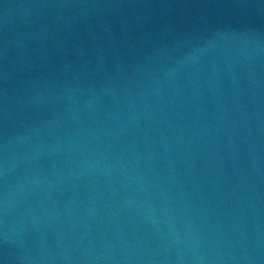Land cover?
<instances>
[{
    "label": "water",
    "instance_id": "obj_1",
    "mask_svg": "<svg viewBox=\"0 0 264 264\" xmlns=\"http://www.w3.org/2000/svg\"><path fill=\"white\" fill-rule=\"evenodd\" d=\"M0 264H264V0H0Z\"/></svg>",
    "mask_w": 264,
    "mask_h": 264
}]
</instances>
